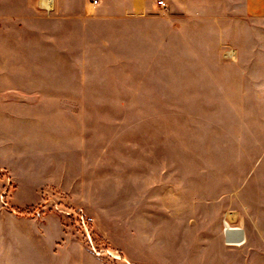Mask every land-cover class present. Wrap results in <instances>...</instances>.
<instances>
[{
  "label": "rangeland",
  "instance_id": "374dc122",
  "mask_svg": "<svg viewBox=\"0 0 264 264\" xmlns=\"http://www.w3.org/2000/svg\"><path fill=\"white\" fill-rule=\"evenodd\" d=\"M43 1L0 0V264H264V0Z\"/></svg>",
  "mask_w": 264,
  "mask_h": 264
},
{
  "label": "built area",
  "instance_id": "2783aa9c",
  "mask_svg": "<svg viewBox=\"0 0 264 264\" xmlns=\"http://www.w3.org/2000/svg\"><path fill=\"white\" fill-rule=\"evenodd\" d=\"M98 3V1L97 0H93L92 1V5L94 6L95 4H97ZM159 5L160 6H165L166 4L164 3V1H159ZM227 56L228 57H231L232 56V53H227ZM231 215H233V214H227L226 216H227V219L229 220V221H232V218H233V216H231ZM226 224H227V226H229V224L226 222Z\"/></svg>",
  "mask_w": 264,
  "mask_h": 264
},
{
  "label": "bare ground",
  "instance_id": "6f19581e",
  "mask_svg": "<svg viewBox=\"0 0 264 264\" xmlns=\"http://www.w3.org/2000/svg\"><path fill=\"white\" fill-rule=\"evenodd\" d=\"M48 1H49V0H44V1H43L44 5H47V2H48ZM48 7L50 8L51 6L48 5Z\"/></svg>",
  "mask_w": 264,
  "mask_h": 264
}]
</instances>
